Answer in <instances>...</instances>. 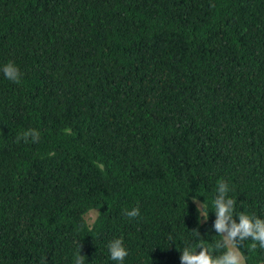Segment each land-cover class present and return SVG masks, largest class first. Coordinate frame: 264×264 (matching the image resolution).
Listing matches in <instances>:
<instances>
[{
    "label": "trees",
    "instance_id": "1",
    "mask_svg": "<svg viewBox=\"0 0 264 264\" xmlns=\"http://www.w3.org/2000/svg\"><path fill=\"white\" fill-rule=\"evenodd\" d=\"M10 61L0 264H73L80 244L85 264H119L116 238L123 264H181L220 239L218 181L234 215L264 219V0H0ZM28 129L39 141L17 142ZM252 243L246 264H264Z\"/></svg>",
    "mask_w": 264,
    "mask_h": 264
},
{
    "label": "clouds",
    "instance_id": "2",
    "mask_svg": "<svg viewBox=\"0 0 264 264\" xmlns=\"http://www.w3.org/2000/svg\"><path fill=\"white\" fill-rule=\"evenodd\" d=\"M0 71L3 72L6 79L14 83H20L21 72L14 62L6 63ZM29 138L32 142H38L40 139L39 131L28 129L17 135V142H20V140L28 142ZM229 191L227 182H217L212 210L215 211L217 216L214 228L220 239L215 240L211 247L204 240H200L195 251L191 246H185L183 250H180L182 252L181 264H246L245 255L238 247L239 243L253 241L250 248H248L249 252L254 251L257 247L264 249V219L244 212L234 215L236 201L228 195ZM193 202L196 204L202 220L207 219L209 212L206 202L201 204L198 198L195 197ZM99 213L98 209L90 208L86 210L84 218L86 220L94 219ZM125 214L130 218H135L140 215V210L136 207L126 211ZM236 216L239 217V223L236 222ZM197 235H200L198 230ZM79 247L80 251L75 255L73 264H85V256L81 254V244ZM108 250L111 259L119 262V264H123L129 254L122 238L111 240L108 244Z\"/></svg>",
    "mask_w": 264,
    "mask_h": 264
}]
</instances>
